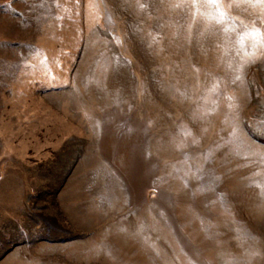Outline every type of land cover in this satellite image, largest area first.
I'll list each match as a JSON object with an SVG mask.
<instances>
[{"label": "rangeland", "instance_id": "374dc122", "mask_svg": "<svg viewBox=\"0 0 264 264\" xmlns=\"http://www.w3.org/2000/svg\"><path fill=\"white\" fill-rule=\"evenodd\" d=\"M0 264H264V5L0 0Z\"/></svg>", "mask_w": 264, "mask_h": 264}, {"label": "snow or ice", "instance_id": "6c2138e0", "mask_svg": "<svg viewBox=\"0 0 264 264\" xmlns=\"http://www.w3.org/2000/svg\"><path fill=\"white\" fill-rule=\"evenodd\" d=\"M259 3L264 5V0H259Z\"/></svg>", "mask_w": 264, "mask_h": 264}]
</instances>
